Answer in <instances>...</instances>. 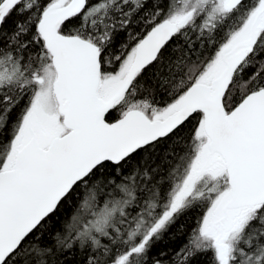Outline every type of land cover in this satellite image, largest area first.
<instances>
[{
  "label": "snow or ice",
  "instance_id": "obj_1",
  "mask_svg": "<svg viewBox=\"0 0 264 264\" xmlns=\"http://www.w3.org/2000/svg\"><path fill=\"white\" fill-rule=\"evenodd\" d=\"M199 257L264 264V0H0V264Z\"/></svg>",
  "mask_w": 264,
  "mask_h": 264
},
{
  "label": "trees",
  "instance_id": "obj_2",
  "mask_svg": "<svg viewBox=\"0 0 264 264\" xmlns=\"http://www.w3.org/2000/svg\"><path fill=\"white\" fill-rule=\"evenodd\" d=\"M12 21H9L8 25H6V27H9L11 25ZM194 214H189L188 217L186 218H182L180 223L185 224L186 227H191L192 224V216ZM173 231L175 232L176 230L173 229ZM185 242V236L181 235L180 233H176L175 239L169 241V246L172 248H177L179 247L182 243ZM79 259V257H77ZM204 258L203 257H199L197 258L196 261L193 262V264H203Z\"/></svg>",
  "mask_w": 264,
  "mask_h": 264
}]
</instances>
